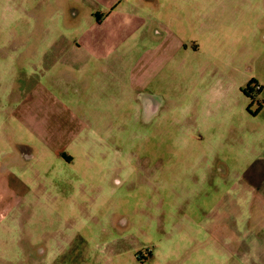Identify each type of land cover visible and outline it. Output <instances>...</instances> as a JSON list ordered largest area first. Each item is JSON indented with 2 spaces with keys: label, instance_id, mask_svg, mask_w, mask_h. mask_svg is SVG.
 Instances as JSON below:
<instances>
[{
  "label": "rangeland",
  "instance_id": "1",
  "mask_svg": "<svg viewBox=\"0 0 264 264\" xmlns=\"http://www.w3.org/2000/svg\"><path fill=\"white\" fill-rule=\"evenodd\" d=\"M263 127L264 0H0V264H240Z\"/></svg>",
  "mask_w": 264,
  "mask_h": 264
},
{
  "label": "crops",
  "instance_id": "2",
  "mask_svg": "<svg viewBox=\"0 0 264 264\" xmlns=\"http://www.w3.org/2000/svg\"><path fill=\"white\" fill-rule=\"evenodd\" d=\"M254 86L256 90L261 88L256 84ZM259 113L260 111L257 115ZM253 134L254 137L264 140V127L255 130ZM253 143L258 145L257 141ZM252 145L258 150L255 155H252V162L247 171L252 187L245 188L241 202L240 198L229 202L232 193L237 196V188L233 186L227 190L222 185L223 188L216 204L211 206L207 213V215L212 213L211 217L214 218L213 222L209 217L207 219V224L210 226L207 233L209 244L217 246L219 255L220 251H226L227 246L231 244L226 236V231H229L227 227L229 228V224H231L229 229L232 231L229 233L234 237L233 242L235 244L232 256L240 264H264V148L256 147L255 144ZM67 159L70 162L71 157ZM234 213L239 218L232 223H227L226 218ZM241 215L244 218H241ZM215 231H219L217 240L213 236ZM222 257L225 261L224 253Z\"/></svg>",
  "mask_w": 264,
  "mask_h": 264
},
{
  "label": "trees",
  "instance_id": "3",
  "mask_svg": "<svg viewBox=\"0 0 264 264\" xmlns=\"http://www.w3.org/2000/svg\"><path fill=\"white\" fill-rule=\"evenodd\" d=\"M250 92H251V89L249 87V84L244 88L243 90V93L246 95V96H249L250 95Z\"/></svg>",
  "mask_w": 264,
  "mask_h": 264
}]
</instances>
